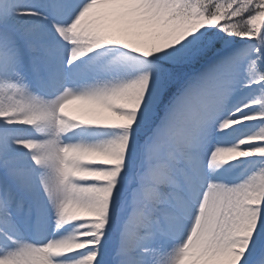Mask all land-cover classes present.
<instances>
[{
	"label": "snow or ice",
	"instance_id": "snow-or-ice-1",
	"mask_svg": "<svg viewBox=\"0 0 264 264\" xmlns=\"http://www.w3.org/2000/svg\"><path fill=\"white\" fill-rule=\"evenodd\" d=\"M0 264H264V0H0Z\"/></svg>",
	"mask_w": 264,
	"mask_h": 264
}]
</instances>
